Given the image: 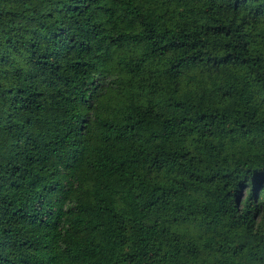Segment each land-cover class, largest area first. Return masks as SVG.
Instances as JSON below:
<instances>
[{
  "label": "trees",
  "instance_id": "trees-1",
  "mask_svg": "<svg viewBox=\"0 0 264 264\" xmlns=\"http://www.w3.org/2000/svg\"><path fill=\"white\" fill-rule=\"evenodd\" d=\"M264 0H0V264H264Z\"/></svg>",
  "mask_w": 264,
  "mask_h": 264
},
{
  "label": "rangeland",
  "instance_id": "rangeland-1",
  "mask_svg": "<svg viewBox=\"0 0 264 264\" xmlns=\"http://www.w3.org/2000/svg\"><path fill=\"white\" fill-rule=\"evenodd\" d=\"M263 259H264V255H263Z\"/></svg>",
  "mask_w": 264,
  "mask_h": 264
}]
</instances>
